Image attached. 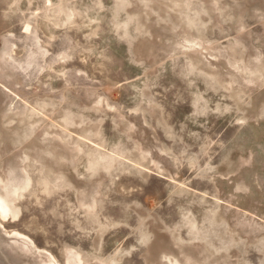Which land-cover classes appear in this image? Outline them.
<instances>
[{
  "label": "rangeland",
  "instance_id": "rangeland-1",
  "mask_svg": "<svg viewBox=\"0 0 264 264\" xmlns=\"http://www.w3.org/2000/svg\"><path fill=\"white\" fill-rule=\"evenodd\" d=\"M14 190L0 264H264V0H0Z\"/></svg>",
  "mask_w": 264,
  "mask_h": 264
},
{
  "label": "bare ground",
  "instance_id": "bare-ground-1",
  "mask_svg": "<svg viewBox=\"0 0 264 264\" xmlns=\"http://www.w3.org/2000/svg\"><path fill=\"white\" fill-rule=\"evenodd\" d=\"M16 194V190H14L13 192H8L7 196L6 197H2L0 196V212L1 214H8L11 212V207H10V204L11 202L13 201L14 199V195ZM14 196V197H13ZM13 204V203H12ZM7 218V217H6ZM16 236L15 237L17 240H20L21 244L23 246H25L27 249H30L31 248V243L32 241L29 240H26L25 236L19 232H16ZM19 236V237H18ZM33 245V244H32ZM70 264H77L76 261H74V263H71L69 262ZM172 263V262H171Z\"/></svg>",
  "mask_w": 264,
  "mask_h": 264
}]
</instances>
